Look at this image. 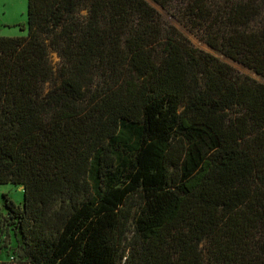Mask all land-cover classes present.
<instances>
[{
    "label": "trees",
    "instance_id": "obj_1",
    "mask_svg": "<svg viewBox=\"0 0 264 264\" xmlns=\"http://www.w3.org/2000/svg\"><path fill=\"white\" fill-rule=\"evenodd\" d=\"M180 1L264 77V0ZM7 183L24 242L0 264H264V82L149 0H29L28 34L0 36Z\"/></svg>",
    "mask_w": 264,
    "mask_h": 264
},
{
    "label": "rangeland",
    "instance_id": "obj_2",
    "mask_svg": "<svg viewBox=\"0 0 264 264\" xmlns=\"http://www.w3.org/2000/svg\"><path fill=\"white\" fill-rule=\"evenodd\" d=\"M162 14L167 27L179 30L188 37L192 44L202 50L210 52L222 60L231 64L239 73L249 75L264 82V77L254 70L226 56L222 52L212 48L205 40L203 33L190 29L183 21L180 12L183 4L178 0L173 7L165 9L154 0H149ZM28 8L29 0H0V36H22L28 34ZM86 13V11H84ZM54 63L60 61L57 52L52 53ZM7 194L16 203L24 200V190L19 186L7 183L0 184V262L17 261V250L24 239L16 224L9 220L6 206ZM10 221V222H9Z\"/></svg>",
    "mask_w": 264,
    "mask_h": 264
},
{
    "label": "crops",
    "instance_id": "obj_3",
    "mask_svg": "<svg viewBox=\"0 0 264 264\" xmlns=\"http://www.w3.org/2000/svg\"><path fill=\"white\" fill-rule=\"evenodd\" d=\"M22 190H24L23 186H19Z\"/></svg>",
    "mask_w": 264,
    "mask_h": 264
}]
</instances>
